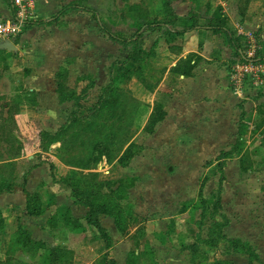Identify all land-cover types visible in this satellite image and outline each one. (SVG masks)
<instances>
[{
    "label": "rangeland",
    "instance_id": "obj_1",
    "mask_svg": "<svg viewBox=\"0 0 264 264\" xmlns=\"http://www.w3.org/2000/svg\"><path fill=\"white\" fill-rule=\"evenodd\" d=\"M249 1L253 12L258 11L256 21L264 25V0ZM79 2L92 5L111 31L121 30L127 36L136 31L132 28L135 25L133 12L125 0ZM91 17V25L88 18L85 25L83 15L79 17L75 34L72 32L70 37L53 26L22 36L13 48H0V92H3L0 94V182L11 181L21 186L29 172L43 164L48 179L62 184L73 196L62 179L75 173L76 183L94 184L93 201L105 204L117 215L123 229L118 230L112 215L99 214L105 215L102 224L110 243L106 247L97 228L85 221L88 209L80 212L81 203L77 202L72 210L64 204L57 206L51 194L45 191L48 184L41 181V192L34 193L38 200L31 206L44 211L49 209L51 229L61 232L62 222H65L73 233H61L57 241L51 235L34 239L29 225L18 217L21 224L15 231H21V236L17 238L14 231L9 232L11 240L5 247L2 240L7 237L0 235V248H7L5 253L0 252V264H49L44 255L52 242L65 250L59 264H247L246 254L233 251L230 241L237 239L247 243L257 254L253 264H264L263 115L245 112L240 153L231 151L232 157L218 159L222 151L233 149L236 143L234 111L226 110L225 117H221L222 111L220 117L215 115L214 122H221L220 132L230 135L221 134L219 142L200 141L199 136L192 134L181 136V127L170 124L165 126L167 140L156 139L143 128L151 112L150 96L143 92L139 81L125 75L117 79V86L122 88L118 92L119 102L114 101L105 108L93 125L75 121L63 135V143H53L45 151L38 149L35 141L38 132L45 129L52 132L62 127L71 111L87 113L102 87L110 82L112 75H118L116 68L131 49V46L111 41L98 27L94 14ZM257 35L264 48L261 35ZM148 59L147 56L142 70L149 80ZM124 65L131 69L138 64L127 60ZM151 75V83L159 79L155 70ZM55 86L62 90V98L67 99L64 103L58 104L52 99ZM243 88L242 94L263 90L261 85L251 82ZM78 100L81 110L77 107ZM41 113L45 115L41 117ZM228 120L231 126H223ZM110 123L115 126L118 140L131 137L143 148L125 166L116 158L102 164L101 158L94 166L97 171L93 169L97 181L102 182L98 184L87 174L91 169L81 170L75 162L89 153L92 141L104 137L98 126L107 128ZM207 129L204 128L211 131ZM215 130L219 129L215 127ZM241 155L247 167L244 171L240 169ZM222 160L220 169L218 164ZM221 172L225 178L220 187ZM204 178V188L199 194ZM218 193L220 205L216 206ZM74 212L81 217H75ZM7 214L9 208L0 209L2 228Z\"/></svg>",
    "mask_w": 264,
    "mask_h": 264
},
{
    "label": "crops",
    "instance_id": "obj_2",
    "mask_svg": "<svg viewBox=\"0 0 264 264\" xmlns=\"http://www.w3.org/2000/svg\"><path fill=\"white\" fill-rule=\"evenodd\" d=\"M79 1L81 0H33L34 15L28 19L18 35L11 36L8 40L15 46L22 36L46 30L48 27L53 28V26L63 34L68 33L70 37L72 32L75 34L76 20L82 15L85 25H87V18L88 24H92L91 16L94 13L90 11L69 8L61 13L65 6ZM125 2L130 5L133 12L132 23L135 25L132 28L139 29L141 33L138 40L139 45L148 52L151 74L155 70L156 76L159 77L154 83H151L152 75L149 73V80L146 79L153 85L151 90L145 88L140 81L139 84L142 86L143 92L150 96L151 110L155 103H159L162 104L165 111V116L158 122L155 131L148 134L155 136L156 139L167 140L168 134L165 126L170 124L181 127V136L192 134L199 136L200 141L219 142L221 134L228 137L230 135L220 132L221 122L216 124L214 118L215 115L220 117V111H222L221 117H225L223 112L230 109L234 111V117L237 116L233 122V135L234 138H237V121L239 122L240 113L242 111L257 113V108L254 107L264 102V83L261 85L262 91H250V93L242 94L244 90L241 92L234 90L228 80L231 65L237 61V58L234 57L233 49L229 44L230 33L226 28L242 35L251 28L255 30L256 34H260L262 42L264 41V25L256 21L259 14L258 11L253 12V9L250 8L251 1L247 0V4L245 0H125ZM240 7L243 9L242 11H240ZM14 12L11 0H0V20L11 19ZM216 14H220L224 20L217 23ZM96 15L94 14L95 21L100 28ZM97 17L100 20L98 15ZM40 20L46 22L35 23ZM100 22L105 26L101 20ZM147 22H153L151 29L148 28ZM100 30L103 31L101 28ZM104 33L111 41L123 46L118 41L112 40L106 32ZM124 34L127 36L126 33ZM2 40L7 39L0 38V41ZM146 42H149L147 47L145 46ZM126 58L121 61L127 62ZM129 62L135 61L129 60ZM133 66L136 67L130 68L135 70L137 65ZM122 77L125 75L118 73L116 77L112 75L110 80L113 79L117 85V79L121 80ZM132 79L138 82L135 76H132ZM120 86L122 87V85ZM56 88L55 86L52 99L58 104L64 103L61 102ZM40 115L43 117L45 113ZM229 120L223 122L222 125L231 126L228 124ZM215 127L219 130H215ZM204 128H209L207 130L211 131H205ZM58 129L59 127L52 132ZM190 129L195 131L190 133ZM101 162L102 164L107 163L104 156ZM45 168V165L38 164L27 175L24 186L15 185L12 191L0 193V209L9 208V214L3 217L4 228L0 227V235L4 234L5 238L7 237L2 240L5 247L12 236L9 232L14 231V234L15 230L20 227L19 219H24L29 225L30 236L34 239L51 235L57 241L61 233L69 232V235L73 233L65 226V222H62L61 232L51 229L48 225L51 214L49 209L41 210L40 214H28L26 211V192L29 194L36 193V191L40 193L39 184L41 181L48 184L45 191L51 194L52 200L57 206L64 204L72 210V206L77 207L76 202L79 204L71 194L67 193L62 184L54 183L48 179L49 175ZM91 170L93 171V169ZM94 171L97 170L94 169ZM47 198L50 199V197ZM43 204L45 205V203ZM79 205L80 212H82L86 207ZM74 216L81 217L76 212H74ZM103 216L105 217V215ZM103 216H100L102 226ZM18 217L19 219H17ZM54 245L55 242L50 244V246ZM6 251L7 248H0V252L5 253Z\"/></svg>",
    "mask_w": 264,
    "mask_h": 264
},
{
    "label": "trees",
    "instance_id": "obj_3",
    "mask_svg": "<svg viewBox=\"0 0 264 264\" xmlns=\"http://www.w3.org/2000/svg\"><path fill=\"white\" fill-rule=\"evenodd\" d=\"M246 2H247V0H245V3ZM73 4L65 6L62 9L61 13H63V10H67L69 8H80L83 10L90 11L91 13H94L96 15L95 10L90 5H84L80 2H76ZM242 10H243L242 7H240V11H242ZM215 17H217V20H218L217 23H219V21L224 20V18H222L220 14H216ZM96 19H98L97 22L99 23L100 28L104 32H106L112 40L118 41L124 47L131 46V50L129 51V53L127 55L126 61L127 60L136 61L138 64L137 68L135 70H131L124 65L125 62H120L118 64V67L116 68L118 73L124 74L127 77L135 76L138 79V81H140L143 84V86L145 88H147L148 90H151L153 88V85L150 84L149 81L146 79V77L143 73V70H142L143 64H145L146 57L148 56V52L145 51L144 49H142L141 45H139L138 40H139L140 35H141V33L139 32V29H137L132 35L126 36L121 31H111L108 28H106L100 22L97 15H96ZM30 22L33 23L34 21H30ZM42 22H46V21L40 20V21H36L35 23H42ZM151 23H153V22H147L146 23L149 29H151L150 28ZM226 29L230 33L229 44H230L231 48L233 49L234 57L237 58L236 59L237 61L241 60L242 59V51L245 48V37L242 34H238L236 31H234L232 29H229V28H226ZM262 49L263 50H260L258 52V56L260 57V60L264 61V48L262 47ZM261 51H263V52H261ZM121 89L122 88L118 87L115 84L114 80L111 79L107 85L102 87L98 99L93 103L91 109L87 113L81 114L78 111H71L70 116L68 117L67 121L57 131L49 132V131H45V130H40L38 132V137H36V140H35V141H37L36 143H38V149L45 151L50 147L51 144H53L55 142H58V141L61 142L62 141V143H63V135H65L67 132H69V127L71 125H73V122H75V121L80 122V123L82 122V124L85 126L93 125L95 123V119L97 120L102 115V111L105 108L112 105L114 101L119 102L118 92H120L119 90H121ZM56 90H57V93H58V96H59L61 102L66 101L67 99H63L61 96L62 90L59 88H57ZM77 107L80 110L82 108L79 100L77 101ZM257 113L264 116V102L262 104H260L259 106H257ZM164 116H165V111L163 110L162 104L155 103L150 114H149L147 122L143 127L144 130L147 133H153L155 131L156 125L158 124V122H160L164 118ZM244 117H245V111H242L240 113V118H239V122H238V132H237L238 135H237L236 143H235L233 149H230L228 151H222L219 154L218 159L219 158L226 159L227 157H232L233 153H235V154L240 153V151L243 147V139H241V134H243V132L245 130V126H246L244 124ZM66 124H69V125L66 127ZM98 127H99V129H98L99 133L104 137L102 139L97 138L94 141H92V143H91L92 147H91L89 153L85 157H82L81 159H79L75 162V166L77 168H80L81 170L82 169H86V170L94 169V166L98 163L99 160H101V158L103 156L106 158V161H109V162L112 161L114 158H116L118 163H120V165L125 166L131 160V158L133 156H135L136 154H138V152H140L143 148V145H137L133 140H131V137H123L120 140H118L117 139V133H115V131H114L115 126L112 123H110L107 128L101 127V126H98ZM93 130L96 131L97 127H95ZM77 138H79V135H77ZM35 141H33V142H35ZM112 146H114V147L111 148ZM18 150H20V149H18ZM239 160H240V169L242 171H244L247 168L246 163L244 161L245 160L244 155H241L239 157ZM223 161L224 160L220 161L218 164L220 169H222ZM87 172H88L87 173L88 176L93 177L94 180H96V182L98 184H102L101 181H97V179H96L97 174L96 173H94L93 171H87ZM75 176L76 175L74 173L70 177H64L62 179V182L65 183L66 185H68L69 188L72 190V193H73L75 200L78 201L79 203H81V205H83L84 207H86L88 209L86 212L85 221L88 224L96 227L97 230L99 231L101 237L104 238L105 246L106 247L110 246L109 237H108L109 235H108L106 229L101 225V222L99 219V217H100L99 214L112 215L114 217L115 226L118 228V230L123 229V226L121 225V220L119 219V217H117V215H115V214L113 215L112 211H110L106 207L105 204L98 205L93 201L91 194L94 192V189H93L94 184L87 183V182H85L84 184L76 183L75 182ZM224 178H225V176L221 172L220 179H219V186L220 187H221V183H222ZM204 182H205V178L200 183L199 194L202 193V190L204 188ZM106 183H108V182H106ZM14 186H15V184L11 181L6 182V183L4 181H1L0 182V193L2 191H12ZM22 186H24V184H22ZM37 200H38L37 194H34V193L29 194L28 192H26V211L28 214H40L42 212L40 209H37V206H31L32 202L37 201ZM219 200H220V193H218V195H217V201H216L217 205L216 206L220 205ZM65 226H66V224H65ZM20 234H21V231L20 232L17 231V233H15V236L18 238L21 236ZM26 241L31 242L32 239L26 238ZM24 242L25 241H23V244L25 245ZM230 243H231V246L233 248V251L239 252V253H244L249 257V261L247 264H253V259L257 258V254L254 251L249 249L250 247L247 245V243H245L244 241H242L240 239L231 240ZM47 250L48 251H47V254L44 255V259L49 264L57 262L59 260V258L65 252L64 249L57 247V245L50 246ZM8 258H9V256H8ZM8 261H9V259H8ZM9 263L10 262H8L7 264H9ZM10 264H20V263H12L11 262ZM57 264H59V261L57 262ZM60 264H63V263H60ZM66 264H69V263H66Z\"/></svg>",
    "mask_w": 264,
    "mask_h": 264
},
{
    "label": "built area",
    "instance_id": "obj_4",
    "mask_svg": "<svg viewBox=\"0 0 264 264\" xmlns=\"http://www.w3.org/2000/svg\"><path fill=\"white\" fill-rule=\"evenodd\" d=\"M14 7V15L11 19L0 20V38L18 35L25 23L34 15L33 0H11ZM245 48L242 51V59L231 65L229 80L231 87L241 92L245 85H262L264 77V61L260 60L258 52L262 44L255 31L247 30L243 33Z\"/></svg>",
    "mask_w": 264,
    "mask_h": 264
},
{
    "label": "water",
    "instance_id": "obj_5",
    "mask_svg": "<svg viewBox=\"0 0 264 264\" xmlns=\"http://www.w3.org/2000/svg\"><path fill=\"white\" fill-rule=\"evenodd\" d=\"M13 47L14 45L8 39L0 41V48L10 49Z\"/></svg>",
    "mask_w": 264,
    "mask_h": 264
}]
</instances>
